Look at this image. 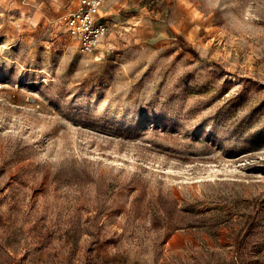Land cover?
I'll return each instance as SVG.
<instances>
[{
  "label": "rangeland",
  "instance_id": "1",
  "mask_svg": "<svg viewBox=\"0 0 264 264\" xmlns=\"http://www.w3.org/2000/svg\"><path fill=\"white\" fill-rule=\"evenodd\" d=\"M0 0V264H264V0Z\"/></svg>",
  "mask_w": 264,
  "mask_h": 264
},
{
  "label": "built area",
  "instance_id": "2",
  "mask_svg": "<svg viewBox=\"0 0 264 264\" xmlns=\"http://www.w3.org/2000/svg\"><path fill=\"white\" fill-rule=\"evenodd\" d=\"M103 0H80V6L66 17L68 33L79 41L80 50L93 52L106 35L108 24L100 19Z\"/></svg>",
  "mask_w": 264,
  "mask_h": 264
}]
</instances>
